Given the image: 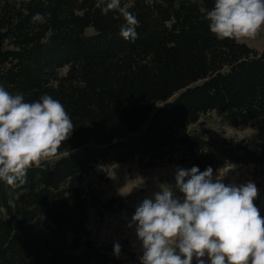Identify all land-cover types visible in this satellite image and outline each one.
<instances>
[{"label":"trees","instance_id":"obj_1","mask_svg":"<svg viewBox=\"0 0 264 264\" xmlns=\"http://www.w3.org/2000/svg\"><path fill=\"white\" fill-rule=\"evenodd\" d=\"M95 3L0 0V86L29 103L50 95L74 124L24 185L0 181V264L134 258L127 240L117 256L116 243L99 244L88 230L91 210L103 218L138 207L134 197L105 200L86 185L97 166L137 161L154 170L177 160L214 173L264 165V50L218 40L205 19L214 0H121L139 21L134 42L120 35L123 17ZM36 13L50 16L32 23ZM212 113L254 131L237 140L190 130Z\"/></svg>","mask_w":264,"mask_h":264},{"label":"clouds","instance_id":"obj_2","mask_svg":"<svg viewBox=\"0 0 264 264\" xmlns=\"http://www.w3.org/2000/svg\"><path fill=\"white\" fill-rule=\"evenodd\" d=\"M95 7L123 17L120 35L135 41L139 21L121 0H96ZM49 16L36 13L31 22L43 24ZM205 19L218 40L254 39L264 27V0H214ZM73 130L70 115L50 95L29 103L0 86V181L24 185L27 171L56 156ZM175 187L183 200L162 187L155 202L144 199L132 217L140 264H264V217L253 181L225 184L219 174L213 178L211 167L203 172L177 167ZM114 253L119 255V243Z\"/></svg>","mask_w":264,"mask_h":264},{"label":"rangeland","instance_id":"obj_3","mask_svg":"<svg viewBox=\"0 0 264 264\" xmlns=\"http://www.w3.org/2000/svg\"><path fill=\"white\" fill-rule=\"evenodd\" d=\"M93 29L88 30L93 33ZM242 43L249 47L264 50V27L258 32L254 39H241ZM208 130L213 138H235L237 140L248 138L254 131V125L241 126L239 128L225 126L219 117L212 113L203 116L198 124L190 130ZM184 131L183 133L188 132ZM177 167L182 168L178 161L166 162L154 170H145L137 162L118 164L114 166H97L87 177L86 185L92 186L103 197V199L119 198L126 199L134 197V202L140 206L144 199L155 202V195L162 191V187H169L174 198L183 200V193L175 187V173ZM184 169V168H183ZM220 175L225 184H242L253 181L259 189V198L255 204L260 208L261 216L264 217V165L260 167H227L213 173L215 179ZM133 216L122 213L118 216H105L99 218L94 210L90 211L88 230L92 238L99 244L121 243L127 240L135 253L127 264H140L139 257L142 248L135 232V225L129 227ZM195 264V261L193 262Z\"/></svg>","mask_w":264,"mask_h":264}]
</instances>
